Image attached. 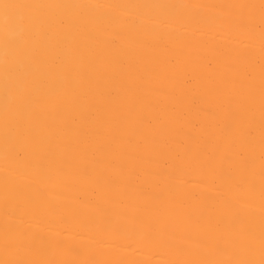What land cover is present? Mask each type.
I'll use <instances>...</instances> for the list:
<instances>
[{
    "label": "bare ground",
    "instance_id": "1",
    "mask_svg": "<svg viewBox=\"0 0 264 264\" xmlns=\"http://www.w3.org/2000/svg\"><path fill=\"white\" fill-rule=\"evenodd\" d=\"M0 264H264V0H0Z\"/></svg>",
    "mask_w": 264,
    "mask_h": 264
}]
</instances>
